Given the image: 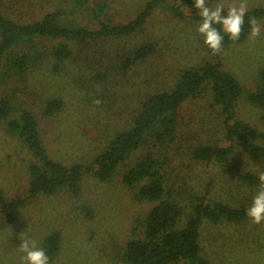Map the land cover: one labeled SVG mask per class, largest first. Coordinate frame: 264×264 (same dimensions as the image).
<instances>
[{"label":"rangeland","instance_id":"1","mask_svg":"<svg viewBox=\"0 0 264 264\" xmlns=\"http://www.w3.org/2000/svg\"><path fill=\"white\" fill-rule=\"evenodd\" d=\"M148 1L0 0V15L33 22L59 11L67 25L98 28L101 22H129ZM207 2L227 6L232 0ZM247 4L248 10L264 9V0H247ZM102 5L104 10L100 9ZM172 8L181 9L186 16H176ZM196 11L193 5L169 0L153 12L143 28L129 36L38 38L28 48L33 53L28 55L34 59L29 68L20 72L5 66L0 71V99L11 101L13 116L25 111L36 116L51 158L66 165L90 166L111 147L118 134L133 127L150 93L173 89L185 69L215 59L196 31L200 20ZM258 23V37L249 35L246 41L233 43L223 51L222 58L224 69L244 88L235 119L259 129L262 136L257 143L264 145V105L250 99L261 86L264 70V16ZM146 42L155 43L157 53L125 68L126 58ZM25 44L20 45L23 48ZM60 46L71 48L66 60L54 54ZM21 47L18 52H22ZM207 85L202 95L182 106L178 141L154 149L168 161V188L185 212L191 210V201L196 203L195 196L207 191L210 200L248 207L259 182L252 185L244 177H258L264 172V159L253 158L241 143L234 144L230 166L195 158L194 149L199 145L232 144L226 138L222 108L213 100L211 82ZM53 100L62 101V107L47 113ZM143 152L144 148L120 164L109 181H102L95 171L87 172L78 196L64 186L53 194L42 193L27 200L13 222L0 212V264H20L22 253L17 247L21 233L22 238L36 241L45 251L48 237L60 235L55 257L50 258L46 252L50 264H129L124 260L126 245L135 236L138 221L155 206L152 200L140 199L139 185L131 187L124 180ZM41 163L29 144L8 129L7 119L0 123V188L8 198L27 197L31 166ZM201 244L202 254L213 264H264V222L207 219L201 229Z\"/></svg>","mask_w":264,"mask_h":264},{"label":"trees","instance_id":"2","mask_svg":"<svg viewBox=\"0 0 264 264\" xmlns=\"http://www.w3.org/2000/svg\"><path fill=\"white\" fill-rule=\"evenodd\" d=\"M175 1L189 5L194 2ZM168 2L169 0H149L140 13L129 22H101L98 28L67 25L61 20L59 11L49 12L42 20L33 22H20L0 15V71L5 66L20 72L29 68L34 62L28 55L33 54L28 52L29 45L35 43L38 38L65 37L70 40H86L132 35L147 24L156 9ZM104 8L105 5L100 7L101 10ZM173 8L172 12L176 16H186L179 7ZM263 16V8L248 10L239 40L232 41L225 36L222 51L215 55L210 51L214 60L185 69L173 89L150 93L143 101L133 127L118 134L111 147L99 154L90 166L80 163L66 165L51 158L43 142L36 116L29 111L18 117L13 116V104L10 100L1 98L0 123L7 119L8 129L20 135L42 162L31 166V187L27 197L8 198L0 188V212H4L6 220L15 221L18 210L27 200L39 194H53L67 186L78 196L87 172L95 171L102 181L111 180L120 164L144 148L145 152L126 172L124 180L131 187L139 185L140 199L152 200L155 206L145 219L136 224L135 236L128 241L125 248L124 260L129 264H180L183 260H186V264H213L202 254L201 229L204 222L207 219L214 222H220L222 219L245 220L248 218L245 214L247 207L210 200L207 191L203 195L195 196L196 203L191 201V210L185 212L180 200L173 197L168 188V161L166 157L161 158L154 149L178 141L182 106L187 100L202 95L208 89L207 84L211 82L213 100L222 108L227 128L226 138L232 144L199 145L194 149L195 158L208 163L219 161L230 166L234 144L241 143L253 158L264 159V145L257 143V139L262 136L259 129L235 119L236 106L244 88L234 74L224 69L222 58L223 51L233 43L244 42L249 38L251 30L248 18L254 17L259 22ZM21 43H26L25 47L22 48ZM18 47L22 48V52L17 51ZM157 51L155 43L146 42L134 49L123 65L130 68L152 57ZM54 54L66 60L71 55V48L60 46L54 50ZM250 99L256 104L264 105V70L261 73V86L250 94ZM62 103L60 100L49 102L47 113L60 110ZM244 178L252 185L259 182L258 177L253 174H247ZM59 242V234H54L46 240V252L50 258L55 257L58 252Z\"/></svg>","mask_w":264,"mask_h":264},{"label":"clouds","instance_id":"3","mask_svg":"<svg viewBox=\"0 0 264 264\" xmlns=\"http://www.w3.org/2000/svg\"><path fill=\"white\" fill-rule=\"evenodd\" d=\"M194 8L200 17L196 26L197 33L203 37L204 45L215 55L222 51L225 36L232 41L241 37L245 25V17L248 12L247 0H232L227 6L225 3H217L215 6L208 4L207 0H194ZM226 13V14H225ZM250 36L255 39L261 33V25L254 17L248 18ZM219 26V27H217ZM99 103V100L95 101ZM258 190L246 209V216L253 224L264 222V172L258 174ZM18 251L22 253L20 264H50L46 251L37 245V242L22 238Z\"/></svg>","mask_w":264,"mask_h":264}]
</instances>
